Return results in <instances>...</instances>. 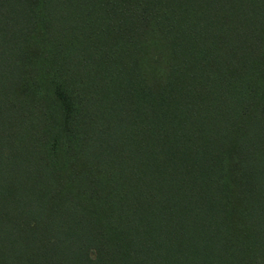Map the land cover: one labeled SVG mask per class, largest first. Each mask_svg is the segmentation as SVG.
I'll return each instance as SVG.
<instances>
[{"label":"trees","instance_id":"16d2710c","mask_svg":"<svg viewBox=\"0 0 264 264\" xmlns=\"http://www.w3.org/2000/svg\"><path fill=\"white\" fill-rule=\"evenodd\" d=\"M0 264H264V0H0Z\"/></svg>","mask_w":264,"mask_h":264}]
</instances>
